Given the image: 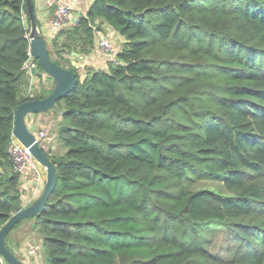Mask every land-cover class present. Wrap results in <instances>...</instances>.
<instances>
[{
    "label": "trees",
    "instance_id": "trees-1",
    "mask_svg": "<svg viewBox=\"0 0 264 264\" xmlns=\"http://www.w3.org/2000/svg\"><path fill=\"white\" fill-rule=\"evenodd\" d=\"M106 25L118 63L81 72ZM30 27L26 0H0V231L24 205L16 109L51 92L29 95ZM52 48L78 82L45 150L44 264H264V0H92Z\"/></svg>",
    "mask_w": 264,
    "mask_h": 264
},
{
    "label": "water",
    "instance_id": "water-1",
    "mask_svg": "<svg viewBox=\"0 0 264 264\" xmlns=\"http://www.w3.org/2000/svg\"><path fill=\"white\" fill-rule=\"evenodd\" d=\"M26 4L31 22L29 37L32 53L35 59L40 62L42 70L53 79L54 85L49 95L42 99L29 100L21 104L15 112L13 135L29 149L35 159L46 170V181L41 194L35 200L17 208L0 231V255L5 260V264H23L6 246V237L19 222L36 217L44 212L58 180L56 167L46 154L45 149L38 144L34 132L27 124V118L30 115L50 113L59 101L76 88L78 82L77 75L73 70L62 68L51 60L50 50L39 29L35 4L33 0H26Z\"/></svg>",
    "mask_w": 264,
    "mask_h": 264
},
{
    "label": "built area",
    "instance_id": "built-area-1",
    "mask_svg": "<svg viewBox=\"0 0 264 264\" xmlns=\"http://www.w3.org/2000/svg\"><path fill=\"white\" fill-rule=\"evenodd\" d=\"M81 0H66L61 1L52 16L49 24V33L46 29L39 26V29L44 36H48V39L52 42L63 28L72 27L77 25L79 16L75 14V8ZM97 42L99 50L113 63H118L117 50L113 45L111 39L106 36L103 30H97ZM30 39V37H29ZM45 41H47L45 39ZM28 58L24 62L22 69L28 74L30 78L29 95L34 98L41 90V77L46 74L43 73L39 66V61L35 59L31 45L27 49ZM32 131V130H31ZM33 132V131H32ZM38 144L47 150L45 141L48 138L47 129H42L34 132ZM10 154L13 158L15 171L19 175L20 185L24 191V194H32L35 200L38 194L41 192V186H44L46 181V170L41 167L40 163L31 154L29 149L25 147L14 135H12V141L9 147ZM43 189V187H42ZM40 249L39 245L33 244L29 250L30 254L39 258Z\"/></svg>",
    "mask_w": 264,
    "mask_h": 264
},
{
    "label": "crops",
    "instance_id": "crops-1",
    "mask_svg": "<svg viewBox=\"0 0 264 264\" xmlns=\"http://www.w3.org/2000/svg\"><path fill=\"white\" fill-rule=\"evenodd\" d=\"M61 1L66 0H35V8L40 27L45 28L47 33H49V24L52 19L53 13L57 5ZM91 1L92 0H81L75 8V14L78 16L86 14L91 5ZM104 32L106 36L111 39L113 45L115 46V49L118 52L123 47V44L125 43V38L107 25L105 26ZM73 55L76 59H72V64L80 68L81 72H83L85 66H92L97 69H104L107 67V64L109 62L108 58L99 50L98 44L95 45L94 50L88 55L81 56L77 53H74ZM53 85L54 82L50 76H48L47 74L42 75L41 87H44L51 91ZM53 116L54 115H51V112L39 115H30L27 118V124L33 132H37L42 129H48V137L52 135V138H54V143L56 138V134L54 132L56 119ZM42 187L44 188V186H41V192L43 190ZM41 192L38 194V196L41 194ZM28 193L29 192L24 195V205L32 201L28 200V198L30 199ZM23 222L20 227L16 231H14V234L16 235L11 240L12 245L15 247L14 254L21 260L23 264H44V256L42 250L39 253V258H36L29 252L31 245L38 243L41 244V239L39 235H37L33 230H29L30 232L26 233L25 227L27 226V224L25 225Z\"/></svg>",
    "mask_w": 264,
    "mask_h": 264
},
{
    "label": "rangeland",
    "instance_id": "rangeland-1",
    "mask_svg": "<svg viewBox=\"0 0 264 264\" xmlns=\"http://www.w3.org/2000/svg\"><path fill=\"white\" fill-rule=\"evenodd\" d=\"M45 39L47 40L46 41V43H47V46H48V48H49V50L51 51V54L52 55H54V53H53V48H52V42L48 39V36H46L45 37ZM50 93H48V95H49ZM54 110L55 109H53V112L51 111V115H54L53 117L58 121V119H59V117H58V114H56L55 112H54ZM41 114H43V113H41ZM36 115H39V114H36ZM48 130V129H47ZM50 132V131H49ZM48 135H49V133H48ZM53 141H54V138H52V135L50 136V137H48L47 138V140L45 141V144H46V146H47V150H50V149H54V152H58V153H60V152H62L63 150H62V148H61V145H60V143H58L57 142V139L55 138V142L53 143ZM41 167H43V166H41ZM202 184V183H201ZM217 185V183H212V182H206L205 184H204V187H207V186H209V187H215ZM216 189H223V188H219V187H215ZM26 195V194H25ZM29 197H30V199L28 198V200H32L33 199V195L31 194H29L28 195ZM25 225L27 224V226L25 227V229H26V233H29L30 231L29 230H33V228H34V223H35V218L33 217V218H28V219H26L24 222H23ZM32 228V229H31ZM15 235L16 234H14V232L10 235V237H9V239H8V242H7V245H8V247H9V249L14 253V250H15V247L12 245V243H11V240L13 239V237H15ZM37 245H39V247H40V249L42 248V245L40 244V243H38ZM41 252V251H40ZM39 252V253H40ZM41 261V260H40Z\"/></svg>",
    "mask_w": 264,
    "mask_h": 264
}]
</instances>
